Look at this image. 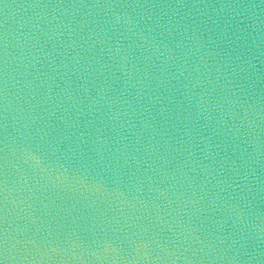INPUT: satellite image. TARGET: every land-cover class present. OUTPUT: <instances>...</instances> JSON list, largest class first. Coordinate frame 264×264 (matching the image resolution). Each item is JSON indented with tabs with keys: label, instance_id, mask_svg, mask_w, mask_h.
<instances>
[{
	"label": "water",
	"instance_id": "95a60500",
	"mask_svg": "<svg viewBox=\"0 0 264 264\" xmlns=\"http://www.w3.org/2000/svg\"><path fill=\"white\" fill-rule=\"evenodd\" d=\"M5 178L6 264H264V0H0Z\"/></svg>",
	"mask_w": 264,
	"mask_h": 264
},
{
	"label": "snow or ice",
	"instance_id": "6c2138e0",
	"mask_svg": "<svg viewBox=\"0 0 264 264\" xmlns=\"http://www.w3.org/2000/svg\"><path fill=\"white\" fill-rule=\"evenodd\" d=\"M0 183H3V186H4V189L6 190V186H7V181H6V178L0 182ZM4 199L6 200V196L4 197ZM6 208H7V205L6 203L4 204V208H3V211H4V215L6 217L7 213H6ZM3 240H4V244L6 246V243H7V234L6 232L3 234ZM6 259L7 257L5 256V259H0V264H6Z\"/></svg>",
	"mask_w": 264,
	"mask_h": 264
},
{
	"label": "clouds",
	"instance_id": "9594fccd",
	"mask_svg": "<svg viewBox=\"0 0 264 264\" xmlns=\"http://www.w3.org/2000/svg\"><path fill=\"white\" fill-rule=\"evenodd\" d=\"M117 19H119V18H117ZM32 159L36 160L37 162H40V158L38 156H36V155H33Z\"/></svg>",
	"mask_w": 264,
	"mask_h": 264
}]
</instances>
